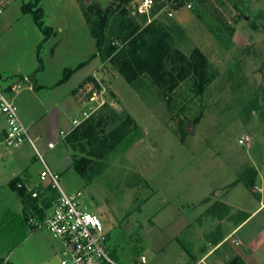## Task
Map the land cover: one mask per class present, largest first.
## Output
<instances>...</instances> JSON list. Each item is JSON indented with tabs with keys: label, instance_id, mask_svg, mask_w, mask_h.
<instances>
[{
	"label": "rangeland",
	"instance_id": "374dc122",
	"mask_svg": "<svg viewBox=\"0 0 264 264\" xmlns=\"http://www.w3.org/2000/svg\"><path fill=\"white\" fill-rule=\"evenodd\" d=\"M120 1L111 0L110 6L118 12L125 8L129 17L143 25L134 8ZM162 1L155 0V5ZM38 5L44 27L50 31L38 49L47 69L45 79L55 76L54 51L59 63L68 68L95 54L98 69L77 88L81 109L97 93L106 103L94 113L109 105L120 115L115 125L97 128L115 146L102 158L90 157L84 175L76 163L87 156L66 141L51 150L39 146L47 166L60 174L64 191L82 192L83 207L102 221L114 260L142 264L144 256V264H196L225 237L210 258L199 264L215 260L264 264V207L250 216L264 204V0H191L190 9L184 0H175L151 17L170 27L176 22L167 15L169 8L181 6L190 11L193 20L186 24L188 29L178 24L185 31L176 38L178 47L186 54L198 47L218 71L203 99L192 97L189 87L182 85L177 89L178 100L170 106L164 97L167 86L146 79L141 95L111 61L101 60L97 49L92 54L96 40L90 26L96 19L97 0H38ZM27 17L30 24L22 20L0 33V41L15 43L4 46V55H15L9 61L11 68L18 64L29 73L34 70L31 63L38 35H45L32 15ZM206 23L234 28L226 38L231 41L228 48L209 32ZM257 73L262 75L260 83ZM201 111V119L191 122ZM126 115L130 120L125 125ZM78 117H83L82 112ZM173 117L185 119L186 131L178 130ZM49 119L44 136H60L65 127ZM7 150L12 157L35 154L28 142ZM3 222L5 217L0 219ZM44 235L54 244L48 233Z\"/></svg>",
	"mask_w": 264,
	"mask_h": 264
},
{
	"label": "crops",
	"instance_id": "0c3cea01",
	"mask_svg": "<svg viewBox=\"0 0 264 264\" xmlns=\"http://www.w3.org/2000/svg\"><path fill=\"white\" fill-rule=\"evenodd\" d=\"M141 1L130 0L128 6H132L135 13V7ZM25 4H27L25 0H0V33L9 31V29L22 20L24 24L26 22L30 24L27 16H31V14L23 12ZM97 4L100 8L106 9L110 6L111 0H97ZM172 9L175 11L171 18L182 28L188 29L186 24L193 20L190 15L191 12L181 6H175ZM136 15L143 21L146 18L147 23L151 22V17H154L153 15L147 17L146 15L137 13ZM140 24L142 25L141 22ZM43 40L44 37L42 38L38 35V41L35 45L39 46L35 50V61L31 63L34 66V70L29 73L21 70L18 64L11 68V62L15 55H4V50H6L4 46L9 47L10 44L15 43L10 41L1 43L0 41V89L8 98L14 101L22 121L30 128V136L33 142L28 143L31 144L35 151V154L28 155L29 157H24L22 153L12 157V154L1 143L6 131V123L3 119H0V219H4L5 217V222L0 223V264L4 262L7 264H54V259L60 260L58 244L55 242L52 244V242L46 240L44 235L46 231L31 230L25 222L28 212L43 217L50 210L58 196L56 191L51 190L40 181V172L47 164L45 160L42 162L37 158V151L41 153L39 151L41 147L39 146H45L51 150L49 144L53 143L55 148L58 142L66 141L64 136L60 137L61 132L69 134L72 130V120L78 118V115L81 113L77 88L88 75L96 68L98 69V64L100 63L98 61L99 58L95 57L86 66L73 73L66 82L58 84L68 66L59 63L54 51L52 59L54 60L55 58L56 64H52V72L55 71V76L52 80H47L45 79L47 69L44 63L42 71L38 72L39 66L35 67L37 62L39 63L38 57H40V54L38 53V49ZM94 53H96V41H94V49L92 50V54ZM25 77L28 78V81H25ZM48 117H50L49 120L52 123L65 127L60 130V136H44L47 130L46 126L48 123L46 120ZM65 147L68 150L67 145ZM9 157H12L11 160ZM21 181L28 182L32 187L36 188L39 191V197L32 199L27 193L21 194L16 190L14 182ZM263 207L264 204L260 208H256L250 216ZM244 221L234 229V233ZM24 236L25 238H23ZM21 239H23L22 242H20ZM225 239L224 237L217 241L211 250H207L197 260L196 264L202 263L204 258L205 260L209 259L211 252ZM55 264L59 263L56 262ZM188 264L192 263L188 262ZM212 264H219V262L215 260Z\"/></svg>",
	"mask_w": 264,
	"mask_h": 264
},
{
	"label": "trees",
	"instance_id": "16d2710c",
	"mask_svg": "<svg viewBox=\"0 0 264 264\" xmlns=\"http://www.w3.org/2000/svg\"><path fill=\"white\" fill-rule=\"evenodd\" d=\"M169 1L163 0L160 5H154L151 15L154 16L169 6L172 0ZM129 2L130 0H124L120 1V4L124 3L127 6ZM23 12L32 15L35 23L45 35L44 40H46L50 31L44 27L42 22L43 12L38 5V0L25 4ZM94 13L96 19L91 23L90 29L96 40L97 52L101 53V60L103 62L111 61L117 67L118 72L139 94L143 95L142 85L146 79H149L161 87L167 86L164 88L166 89L164 97L170 106L178 100L177 89L180 86H188L192 97L203 99L209 87L216 81L218 71L204 52L198 47H194L186 54L178 47L179 43L176 40L178 34L185 35V31L178 24L165 27L156 21L147 23V19L144 18L143 25H141L129 17L130 13L125 8L118 12L112 6H108L106 9L96 7ZM196 16L204 20L203 17ZM205 25L223 46L229 47L231 41H226V38L228 34H233V27L223 25L224 28H220L210 23ZM93 57L95 54L75 68L66 69L58 84L66 82L73 73L86 66ZM38 60L37 71L39 72L43 70V62L40 57ZM182 95L185 96L184 91ZM187 97L189 96L187 95ZM202 114L201 111L199 116L192 119L191 122H198ZM119 118L120 115L117 111L106 105L84 121L81 124V130L74 129L67 135L66 142L70 147L87 156L76 163V169L80 174L84 175L90 168V157L102 158L106 151L114 148L115 144L111 145L108 138L101 137L97 128L113 126ZM129 118L126 115L125 125L130 120ZM173 119L177 121L179 131H186L185 119L178 117H173ZM88 146L90 147L89 151L87 150ZM14 188L24 194L23 190L17 188L16 182H14Z\"/></svg>",
	"mask_w": 264,
	"mask_h": 264
},
{
	"label": "built area",
	"instance_id": "2783aa9c",
	"mask_svg": "<svg viewBox=\"0 0 264 264\" xmlns=\"http://www.w3.org/2000/svg\"><path fill=\"white\" fill-rule=\"evenodd\" d=\"M174 1L172 0V4ZM184 2L186 7L190 9L191 0H184ZM154 5V0H142L135 7V12L149 17ZM174 11L168 9L166 13L171 18ZM24 79L28 81L27 77ZM95 103L98 104L97 107H94ZM105 103L102 96L94 93L83 104L81 109L83 117L72 120V130L89 119ZM0 119L6 123L5 135L1 141L5 147H20L27 142H33L30 136V128L22 121L14 101L8 98L1 89ZM61 135L65 137L68 134L62 131ZM54 146L53 143L49 144L50 149ZM37 158L44 162L43 154L38 151ZM39 178L42 184H46L51 190L56 191L58 196L43 217L28 212L26 216L27 225L31 230L46 231L51 239L58 244L60 264H118L108 246V235L102 221L96 214L83 207L81 203L82 192L68 193L64 191L60 174L47 166H44ZM17 188L23 190L32 199L39 197V191L28 182H17ZM140 262L146 263V258L142 256Z\"/></svg>",
	"mask_w": 264,
	"mask_h": 264
},
{
	"label": "water",
	"instance_id": "95a60500",
	"mask_svg": "<svg viewBox=\"0 0 264 264\" xmlns=\"http://www.w3.org/2000/svg\"><path fill=\"white\" fill-rule=\"evenodd\" d=\"M88 1V0H87ZM262 75H261V73H257L256 75H255V79L257 80V82L258 83H260L261 82V80H262V77H261ZM187 131L188 132H191V127H188L187 128ZM69 159H67V161H68Z\"/></svg>",
	"mask_w": 264,
	"mask_h": 264
}]
</instances>
